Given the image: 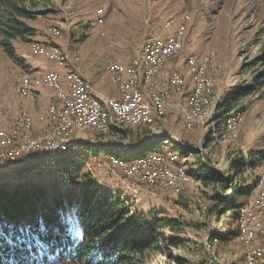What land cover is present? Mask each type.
<instances>
[{
  "label": "rangeland",
  "instance_id": "1",
  "mask_svg": "<svg viewBox=\"0 0 264 264\" xmlns=\"http://www.w3.org/2000/svg\"><path fill=\"white\" fill-rule=\"evenodd\" d=\"M25 2L28 7H34L33 0ZM34 8L35 17L25 20L34 27L35 34L26 39H12L17 57H10L0 44V159L4 162L22 161L0 165V183L11 187L33 182L50 189L54 183L53 171H18L32 163L41 168H55L58 163L53 162V158L58 160L79 153V143L71 141L78 135L85 139L83 142L91 141L93 144L117 140L111 134L113 128L102 134L76 128L73 130L75 133L70 135L63 130L59 117L50 108L56 102L58 91L46 81L47 71L58 70L66 83L74 56L80 51L81 71L83 75L84 69L88 73V77L84 75L87 85L96 95L107 100L120 93L119 84L116 85L107 76L111 63L130 67L140 60L143 47L150 38L176 35L183 41L181 53L164 68L175 61L172 68L181 74L183 90L166 100L167 111L173 109V112L166 111L163 116L155 112L153 121L146 123L153 132L167 130L174 140L188 142L199 150V156L204 161H209L221 171L227 170L230 157L238 149L247 157L250 153H258L256 165L248 167L246 174L233 184H249L256 179L257 183L250 193L236 197L241 203L239 207L256 206L259 181L264 178V98L250 95L245 99L247 107L243 114H238L241 120L235 129L236 135L227 134L226 120L219 119L217 105L230 88L249 82L255 69H246V64L264 54V0H51L46 7L41 4ZM48 46L66 58L64 63L40 51ZM191 54L209 60L206 71L213 84L210 86L213 92L204 95L203 107L197 113H192L190 97L188 101L184 99L186 91L190 95L194 85L192 71L186 63ZM127 57H132L129 62L120 60ZM58 64L62 65V71L58 69ZM98 64L101 66L100 76L115 85L116 94L102 97L93 86L91 80ZM26 76L32 80V96L20 93V83ZM153 79V83L158 85H163L161 83L166 80L159 83ZM149 84L141 83L143 88L149 87ZM211 93L213 96H210ZM23 112L27 113V117H23ZM67 120L70 122L69 118ZM156 124L160 128L154 126ZM170 141L168 145H161L169 153H177L179 161L175 165L167 164V161L160 165L173 172L187 170L192 174L188 166L196 162L197 155H186L189 159L187 164L181 163L177 151L179 144ZM41 147L46 149H39ZM34 149L38 152L30 155ZM119 149L136 155L142 153L145 147L128 145ZM87 155L88 158L82 160L85 170L92 173L105 191L120 195L133 211H138L146 219H153L158 211L159 216L167 215L180 221L179 229H167L160 235L161 249L149 257L148 264H201L206 258L210 260L208 264H250L237 216L229 212L218 218L207 211L208 205L214 204V189L211 186H206L193 174L190 182L177 180L174 183L178 191L175 188L163 189L168 187L154 181L147 186L140 181L149 180L159 165L137 168L126 177L122 171L100 167L108 163L110 155ZM262 218L264 228V216ZM237 227L238 235L231 233ZM218 232L224 237L211 243L213 234ZM259 236L261 240L255 246L264 245V238L260 233ZM176 237H180L178 245L171 244L170 241ZM260 258L263 264L264 255Z\"/></svg>",
  "mask_w": 264,
  "mask_h": 264
},
{
  "label": "trees",
  "instance_id": "2",
  "mask_svg": "<svg viewBox=\"0 0 264 264\" xmlns=\"http://www.w3.org/2000/svg\"><path fill=\"white\" fill-rule=\"evenodd\" d=\"M50 2L33 0L34 7L41 4L46 7ZM34 7H28L25 0H0V44L12 58L17 57L12 39H26L35 34L34 27L25 20L35 17ZM245 67L255 69L249 82L236 84L218 102L217 115L223 122L231 114L245 112L248 96L264 98V54L252 58ZM147 123L124 128L113 126L111 134L118 141L139 142L153 132ZM164 138L161 134L148 139L142 145L144 151L136 155L120 150L119 147H128L122 142H78L79 153L58 159L55 168H41L32 163L18 171H53L54 183L50 189L33 182L11 187L0 183V264H148L149 257L161 249L160 235L167 229H179L180 221L159 216L158 211L153 219L133 211L116 192L105 191L92 173L85 170L82 160L88 158V153L139 157L159 149ZM172 143L179 144L183 155H197L195 166L189 171L214 189V204L208 205L207 211L218 218L229 212L236 217L241 204L237 195L250 193L257 180L244 185H233L234 181L241 179L248 167L256 165L258 153L247 157L238 149L230 157L227 170L221 171L204 161L199 150L188 142L173 139ZM231 188L233 191L229 192ZM238 231L237 227L231 233L238 235ZM223 237L220 232L215 233L211 243ZM179 241L180 237H176L170 242L178 245ZM243 258L246 260L244 253ZM209 261L206 258L201 264Z\"/></svg>",
  "mask_w": 264,
  "mask_h": 264
},
{
  "label": "bare ground",
  "instance_id": "3",
  "mask_svg": "<svg viewBox=\"0 0 264 264\" xmlns=\"http://www.w3.org/2000/svg\"><path fill=\"white\" fill-rule=\"evenodd\" d=\"M182 47L183 41L180 36L170 35L166 37H153L145 43L140 60L132 64L133 66H115L111 63L107 70L110 74L111 80L114 81L115 84H119L120 93L117 96L109 98L107 102L98 97L90 88L89 84L87 85L84 77L85 74L83 75L81 71L80 61L82 58L81 52L79 51L74 56L75 60L73 61L72 69L70 68L71 70L69 69L70 71H68L69 74L67 75L66 83H64V80L62 79L63 77L58 70H49L45 73V79L48 84L58 91L56 102L50 108L53 112H56V115L59 117L63 130H67V133L70 135L75 133L73 130L76 128L84 131H92L96 134H102L109 131L113 126L119 128L121 126H135L137 124L140 125L149 122L152 114L155 112L157 115L159 114L163 116L166 114V100L183 90L184 80L181 77V74L178 70L172 69L163 84L165 86H151L146 93L141 89V83L149 82L154 76H156L164 66L172 60V58L181 53ZM37 48H40V45H37ZM42 49L43 50H39L43 53L45 52L46 56L48 55L56 60H62V62L63 60H66L60 52L53 49L51 46ZM71 60H73V58ZM208 61L209 60L207 59H201L195 54L189 55L186 60L188 67H190V71H192V81H194L193 88L189 95V104L192 113H197L201 110L200 108L203 107L202 100L204 95L207 93L209 94V92L213 90L211 88L210 91V86L213 85L212 78L209 74V76L207 75L206 71ZM19 87L22 96L33 95V84L30 76L23 78ZM75 87L81 88V95H84L86 100L91 103V110H87L84 115L81 114L79 109H74V106H71V100H75ZM139 95H143V102H146V108L145 112L139 113L136 116L133 123V121L128 119L127 115L121 114L118 111V106L135 108ZM210 96H213V94ZM95 112H98L99 121H95ZM23 117H27V113L23 112ZM67 118L70 119V122H68ZM240 120L241 115L237 114H231L227 117L225 127L227 134L232 133L233 135H236L235 129ZM173 139L172 136H167L163 139L162 143L168 145L171 142L170 140ZM83 140L85 139L76 137L71 141L83 142ZM100 143L101 142L98 144ZM149 157H156V159L149 161L148 166L145 168H154L153 166L155 165L160 166L155 167L159 169H156L154 174L150 176L149 180L152 178V181L161 184L164 187H168V181H172V183H175L177 180H186L190 182L191 176L193 175L187 173V170L186 172L185 170L181 172H173L171 170L163 169L162 165H160L161 162L166 161L167 164L170 162L172 165L178 163L179 159L177 153H169V151H152L134 158H123L116 154L110 155L111 160L118 163H136L139 160H145ZM12 162L18 164L22 161L16 160ZM136 170L137 168L133 169L132 173ZM169 188H175L178 191V188H176L175 185ZM258 194L259 201L257 200L258 203L256 206L247 207L246 205H242L237 211V222L241 237L246 243L250 264H262V258H260V256L264 255V245L255 246V243H257L258 240H261L259 233L264 238V228L261 225L260 220V218L264 216V178H261L259 181ZM243 212L247 213V220L250 222H246V219H243ZM254 232L255 236H250L253 235Z\"/></svg>",
  "mask_w": 264,
  "mask_h": 264
},
{
  "label": "built area",
  "instance_id": "4",
  "mask_svg": "<svg viewBox=\"0 0 264 264\" xmlns=\"http://www.w3.org/2000/svg\"><path fill=\"white\" fill-rule=\"evenodd\" d=\"M75 100H71V106H74V109H79L81 114H85L87 110H91V103L86 100V97L84 95H81V88H76L75 87ZM146 108V102H143V95H139V99L137 100V104L135 108H126V106H118V111L121 114H125L128 116V119L133 121L136 118V116L139 113L145 112ZM95 121L98 120V112H95ZM39 149H46V147H41ZM34 152H38V149H34L33 152L30 154L32 155ZM156 157H149L145 160H139L136 163H118L111 161V159H108L107 164H101L100 167H107V168H112L113 171H122L126 177H128L133 169L136 168H145L148 166V162L155 160ZM14 162H4V160L0 159V165H7V164H13ZM162 179V178H161ZM143 184H146L147 186L152 185V178L150 180H141L140 181ZM177 185L172 183V181H168V188H163V189H169V187ZM160 188V186H158ZM243 219H246V222H250L247 220V213L243 212ZM250 236H255V232L253 235ZM249 237V236H248Z\"/></svg>",
  "mask_w": 264,
  "mask_h": 264
},
{
  "label": "crops",
  "instance_id": "5",
  "mask_svg": "<svg viewBox=\"0 0 264 264\" xmlns=\"http://www.w3.org/2000/svg\"><path fill=\"white\" fill-rule=\"evenodd\" d=\"M132 58V57H131ZM131 58H124V59H120L121 61H124V62H129L130 60H131ZM173 64H175V61H172L171 63H169L168 65H167V67L166 68H164V70L162 71V72H159L158 73V75L157 76H155V77H153L154 79V81L155 82H161L162 80H164V79H166V77L168 76V73H170L171 72V70L173 69L172 67H173ZM97 69H96V71H95V73H94V78H92V80H91V82H92V84H93V86L95 87V89L101 94V96L103 97V96H109V95H113L115 92H116V88H115V85L110 81V80H104V78H102L101 76H100V70H101V66L98 64L97 65V67H96ZM172 68V69H171ZM58 69L60 70V71H62L63 69H62V65L61 64H58ZM171 69V70H170ZM41 70V69H40ZM36 71H38V70H36ZM84 71V74L87 76V70L86 69H84L83 70ZM107 76H108V79H110V77H109V74H108V72H107ZM88 77V76H87ZM166 81V80H165ZM165 81L164 82H162L161 84H164L165 83ZM150 82V84H149V87H145V88H143L142 87V85H141V89L142 90H144V91H148L149 89H150V87L151 86H161V85H158V84H155V83H153V81H152V79L149 81ZM144 83H148V82H144ZM105 85H107V87L105 88ZM117 85V84H116ZM118 90H119V88H118ZM186 91V90H185ZM99 94V95H100ZM116 94V93H115ZM98 96V95H97ZM99 97V96H98ZM188 97H189V95H188V90L186 91V93L184 94V99H186L187 101H188ZM101 98V97H100ZM104 98H106V97H104ZM102 99V98H101ZM102 100H104L105 102H107L108 100H109V98L107 99V100H105V99H102ZM167 106H168V103H166V111H167ZM174 110L173 109H171L170 111H167V113L168 112H173ZM153 115L154 114H152V117H151V120L149 121V123H151L152 121H153ZM154 126H156L157 127V124L156 125H154ZM152 128V127H151ZM160 128V127H159ZM169 132V131H168ZM113 136V135H112ZM77 137H79V135L77 136ZM163 144V143H162ZM174 148V147H173ZM167 148H163V146L160 144V146H159V149H157L158 151H160V152H168L169 150H166ZM156 150V151H157ZM177 151H179V153H180V156H181V163H185V164H187V159H188V156H186V155H183L182 153H181V151H180V148H179V150L177 149ZM57 154V153H56ZM92 157H94L93 155H92ZM96 157V156H95ZM94 157V158H95ZM189 160V159H188ZM55 161H57V159H55V158H53V162H55ZM195 162V161H194ZM194 162H191V164H189V168H191V167H193V166H195V164H194ZM263 264H264V260H263Z\"/></svg>",
  "mask_w": 264,
  "mask_h": 264
},
{
  "label": "water",
  "instance_id": "6",
  "mask_svg": "<svg viewBox=\"0 0 264 264\" xmlns=\"http://www.w3.org/2000/svg\"><path fill=\"white\" fill-rule=\"evenodd\" d=\"M165 135V137L167 136H171L172 134H170L168 131H158V130H155L154 132H152L151 134L145 136L141 141L139 142H131V141H109V140H106L104 142H101L100 144H109V143H125V144H128V145H133V146H142L148 139L150 138H155L156 136L158 135ZM206 243H208V241H206ZM208 247L210 248V244H208Z\"/></svg>",
  "mask_w": 264,
  "mask_h": 264
}]
</instances>
